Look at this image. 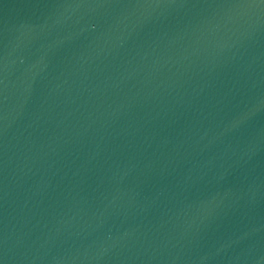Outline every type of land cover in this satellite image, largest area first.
<instances>
[{"label": "water", "instance_id": "water-1", "mask_svg": "<svg viewBox=\"0 0 264 264\" xmlns=\"http://www.w3.org/2000/svg\"><path fill=\"white\" fill-rule=\"evenodd\" d=\"M264 136V0H0V214Z\"/></svg>", "mask_w": 264, "mask_h": 264}]
</instances>
